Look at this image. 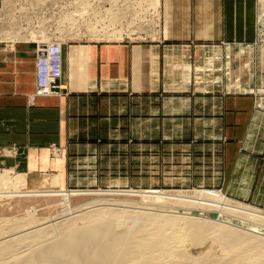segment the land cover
<instances>
[{"label": "crops", "instance_id": "obj_1", "mask_svg": "<svg viewBox=\"0 0 264 264\" xmlns=\"http://www.w3.org/2000/svg\"><path fill=\"white\" fill-rule=\"evenodd\" d=\"M158 3V41L128 40L97 19L82 28L65 10L58 41L67 90L32 102L35 29L24 41H0V148L18 152L7 164L67 191L130 180L135 169L140 177L149 165L176 191L264 197V131L256 132L264 113L235 88L264 78V0Z\"/></svg>", "mask_w": 264, "mask_h": 264}, {"label": "rangeland", "instance_id": "obj_2", "mask_svg": "<svg viewBox=\"0 0 264 264\" xmlns=\"http://www.w3.org/2000/svg\"><path fill=\"white\" fill-rule=\"evenodd\" d=\"M6 1L8 6L10 4L11 7L7 9V6L4 2L6 8L0 10V18L2 20L0 24V41L2 42H8L11 40L24 41L26 38V21L19 22L18 24L13 26L8 25L9 27L6 26L4 19L13 10L12 8L15 9V7H13V3L19 5L17 9L19 13H25L27 11V7L30 6H33L35 9L36 7L40 9L41 7H43V5L49 7L51 12V14L47 17L49 18V21L43 23L42 20V22H39L37 29H35V37L33 36V39L42 42L49 41L50 39H59L60 35L63 34V32H61V29L59 30L62 21L61 18L59 19L58 15H62L65 9L71 8L72 5L70 4L71 0H61V3H59V0ZM117 1L118 0L111 2V7H118L117 5H115ZM139 1H141V4L146 7V9L150 6L151 3V0ZM88 2V0H82V8L86 10V12L88 11ZM156 3L159 8L158 0ZM111 9L112 8H109L107 12L109 17L112 19V15L109 12ZM84 10H82L81 12V17H84L82 16ZM71 12L73 11L68 12V16L71 15ZM85 16H87V14ZM40 19H42V17H40ZM68 20V22L70 23H75L72 17ZM242 58L244 60L240 62V65H236V69L238 68V66L244 68V65L249 62L248 55H245ZM258 66L260 67V65ZM246 70L250 69H245V71ZM259 71L264 72V63L262 67L259 68L258 73ZM255 80L256 84L253 85L241 86L239 84L235 86L236 92H243L255 97L258 101V107L264 113V78H261L258 75V78H256ZM263 124L264 119L262 123L258 124L260 129H256L257 133L264 131ZM5 155H7V152ZM5 155L0 157V175H4L5 172H10L11 177H15L21 174H29L25 171L20 170L18 166L12 167L7 164L6 160L14 159L16 157ZM3 158H5V160H3ZM132 171L134 172V174L130 173V180L116 179L112 181H103L99 187L78 191L60 190V193L62 194L64 199L60 197H25L28 193H32L33 191L59 190V188L47 189L31 187V184L27 185L26 182L23 184L25 186L24 188L22 187V184H16V182L14 181H12V183H5L6 181L4 180V178H0V244H2V242H7L9 243V245H12L14 242L13 240L18 238L21 234V236H26L31 233V230L34 233L36 229L38 231V228L49 227L51 225L49 224V222L53 220V217L54 219H56V221H54V223L56 224L68 225L76 221V226L81 228L84 225H89L87 220H81L88 215V212L89 215L98 212H100L99 214H102V212H111L121 217L122 222L119 224V232L126 231L131 228L132 234L136 238L140 236L143 237L145 233L156 230L157 228H159V226L164 224H169L168 226L172 227V221L177 218L181 220H189V218L199 219L200 221L196 223L203 227L201 231H199L198 226L188 227L189 224L183 221L175 222V226L172 227L171 230L165 229V233L168 236L167 240L171 249V254L173 250L181 251L183 252V255L187 257L185 259H181L178 257L174 258L175 260L180 261L181 264H191L189 258L200 260L205 264H219L222 261L232 259L234 257L233 255L237 254V252L239 251H241L240 254L245 256H255V248H253L250 252H246V245H236L230 243V241H224V239L221 242L217 241V238L220 235L219 231L217 230L220 229V227H218L217 223H220L219 225L231 224L233 226L241 227L243 228V231L247 230V233L250 235H256L259 238L261 236L264 238V197L254 199L250 197L235 198L226 195L222 191L215 190L219 191L221 195L225 197V202L228 203L229 206H237L240 208L242 206H244V208L249 207L254 211L255 214H258L260 216L259 220H252L251 222H249L237 217V215H231V213H228L220 207L219 202H216L217 205H212L211 203H209V200L202 195V191L204 190L176 191L175 188H171L170 186H173V183L171 181L160 179L159 177L161 175H154L161 174L163 172L162 168H159V166L147 165L146 169L144 170V174L140 177L138 176L136 169ZM29 175L41 177L45 176L40 174ZM2 181L5 182L3 183ZM151 186H157L160 190L150 189ZM207 190L213 191L211 189ZM146 191H157L160 194L156 195V197L143 194L146 193ZM69 192H74L73 194H75L76 196L70 197L69 201H67L65 200V198L67 193ZM125 200L126 202H123ZM34 210L36 214L34 213ZM55 215L58 216L56 217ZM81 215L82 217H85L82 218L80 217ZM76 216L80 217V219H76ZM29 219H31L32 222H36V224L34 222L29 223L31 222V220ZM162 219L172 220L170 222L160 221ZM26 221H28L30 226H27L29 224ZM15 225L17 228L14 227ZM18 225L20 227H18ZM25 231L29 233L26 234ZM244 232L246 233V231ZM234 233L236 234V232ZM31 237L32 238L30 240L28 239V242L26 241L27 244L26 242H24L21 243V245H16L17 242H14L15 244H13L12 246L16 245L14 246L15 253L13 255H9L7 253L3 254V256L1 255L0 264L14 263L16 262V260H20V258L28 255L30 251L27 250L31 248L28 247V245L30 244L32 246L35 245V248H40L46 247L48 244L53 243L52 246L53 248H55V253L57 255L62 254L63 248L58 244V240L61 237L59 231L52 232L49 230L40 235L34 234ZM25 244L27 246H25ZM253 245L255 244L253 243ZM256 246L257 245H255V247ZM207 256H211L212 259L207 258ZM164 260L169 261L170 258L165 257Z\"/></svg>", "mask_w": 264, "mask_h": 264}, {"label": "bare ground", "instance_id": "obj_3", "mask_svg": "<svg viewBox=\"0 0 264 264\" xmlns=\"http://www.w3.org/2000/svg\"><path fill=\"white\" fill-rule=\"evenodd\" d=\"M156 2L157 0H151L150 6L149 7L147 6V7L148 8L152 7L157 10L158 5ZM111 8L112 9L109 12L111 13L112 20L114 22L116 21L120 22L122 19L125 18V14L121 13L118 7L114 8V6H112ZM87 12L86 10H84L82 13V16H85ZM71 17L72 15L69 16L70 19ZM93 30L96 31V29H93ZM119 36H123V34ZM3 160H5V158H3ZM10 174H11L10 172H5L4 175H0V178H4V180L6 181V182L2 181L3 183L4 182L12 183V181H14L16 182V184L23 185L26 182L27 185L31 184V187L47 188V189H52V188L58 189L59 188V190H48V191L41 190V191H35V192L33 191L32 193H28L25 197H36V198L60 197L64 199V197L60 193V190L62 189H60L61 183L58 179L50 178L48 176L46 177L45 176L44 177L33 176L29 174H21L15 177L13 176L11 177ZM22 187L25 188L24 185ZM73 193L74 192L67 193L65 200L69 201L70 197L76 196ZM143 194L152 195L156 197V195L160 193L157 191H146V193H143ZM202 195L205 196L206 199L209 200V203H211L212 205H217L216 202H219L220 207L223 208L228 213H231V215H237V217L247 220L249 222H251L252 220L254 221L259 220L260 216L258 214H255L254 211L251 210L249 207L244 208V206H242L240 208L237 206H234V207L229 206L228 203L225 202L226 200L225 197L222 196L219 191L204 190L202 191ZM123 202H126V200ZM87 205H84V206H87ZM34 213H35V210H34ZM99 213L100 212L89 215V212H88L87 213L88 215L86 217L83 216L85 218H83L81 215L80 217L83 218L81 220H84V221L87 220L89 224L87 226L84 225L81 228L76 226V221L68 225L56 224L54 223L56 219H54V217L52 216L53 220L49 222V224L51 225L49 227H44L45 229L42 227L44 230L42 228H38V231H37V229L35 228L36 230L34 233L31 230L32 234L25 231L26 234L29 233L30 235L25 234L26 236L24 235L21 236L22 235L21 234L20 235L21 237L19 236L18 238L13 240L14 242H17L16 245H21V243H24L26 241L28 242V239L30 240L32 238L31 236L34 234L40 235L49 230L52 232L59 231L61 234V237L58 240V244L63 248L62 254L57 255L55 253L54 251L55 248H53L52 246L53 243L48 244L46 247H40V248H35L34 247L35 245L32 246L30 244L28 245V247H31V248L27 250V251H30L28 255L24 256L23 258H20V260L19 259L16 260V262L14 263H9V264H181L180 261L175 260L174 258L178 257L181 259H185L187 257L183 255V252L181 251L173 250L171 254V249L169 247V243L167 240L168 236L165 233V229L171 230V228L175 226V222H181V221L188 223L189 224L188 227L198 226L199 231L203 229L201 225H198L196 223L200 221L197 218L195 219L189 218V220H181L177 218L172 221L173 222L172 227L168 226L169 224H164V225L159 226V228H157L156 230L145 233L143 237L140 236L136 238L135 236H133L131 228L126 231L119 232V228H120L119 224L122 222L120 216L115 215L111 212H104V213L102 212V214H99ZM55 216L57 217L58 215H55ZM80 217H77L76 219L79 220ZM171 220L172 219H167V220L162 219L160 221L170 222ZM26 222L28 223V221ZM33 222L31 220V222L29 223H33ZM34 223L36 224V222ZM217 224H218V227H220V229H217L220 233L219 237L217 238V241L221 242L224 239V241H230V243H233L236 245H246L245 246L247 247L246 252H250L253 248L256 249V254L253 257L242 255L240 254L241 251H239L237 252V254L233 255L234 257L232 259L227 260V261H222L219 264H264V238L263 237L260 236L259 238L256 235H250L247 233V230H244L246 231L245 233L242 230L243 228L233 226L231 224H222V225H219L220 223H217ZM27 226H30V224ZM14 227H16V225ZM18 227L20 226L18 225ZM10 228H13V227H10ZM234 232H236V234ZM241 234H246V235H241ZM14 242L13 244H15ZM252 242L257 246L255 247V245H253ZM26 244L25 246H27ZM12 245H9V243L7 242L5 243L2 242V244H0V256L1 255L3 256V254H6V253L9 255L10 254L13 255L15 253L14 246L16 245L14 246ZM165 257L170 258V260L165 261L164 260ZM207 258L212 259L211 256H207ZM189 260L191 261L190 262L191 264H205L197 259L189 258Z\"/></svg>", "mask_w": 264, "mask_h": 264}, {"label": "built area", "instance_id": "obj_4", "mask_svg": "<svg viewBox=\"0 0 264 264\" xmlns=\"http://www.w3.org/2000/svg\"><path fill=\"white\" fill-rule=\"evenodd\" d=\"M88 13L87 16L81 17V12L84 10L82 8V0H71V8H69L72 15V18L76 25L82 28H89L92 23L95 24L97 19V25L109 24V30H120L124 37L128 40L133 41H158L159 32L161 27V17L159 9L147 8L141 4L139 0H118L116 5L120 9L121 13L125 14V18L120 22H114L108 15L107 10L111 8V2L114 0H88ZM62 1L59 0V3ZM66 2V1H64ZM5 5L7 9V1L5 0ZM2 9H5L6 6ZM18 6L16 3H13V10L5 17L6 26L16 25L19 22L26 21L25 30L37 29L38 23L47 22V18L51 12L49 7L43 5L40 9L33 6L27 7L25 13H19L17 11ZM17 7V8H16ZM67 10V9H65ZM64 11V10H63ZM59 19L63 16L58 15ZM61 16V17H60ZM42 17V19H40ZM45 17V18H44ZM19 18V19H18ZM103 21L101 22V20ZM107 23H106V21ZM0 18V24H1ZM25 25V23H24ZM9 27V26H8ZM129 36V37H127ZM37 57H36V92L31 96L30 101H34L36 97H52L56 95L63 94L67 87L61 84L63 77V48L62 43L58 40L50 39L46 42L37 43ZM18 156V152L15 149L11 148H0V157L4 156ZM53 156L60 158L62 153L54 149Z\"/></svg>", "mask_w": 264, "mask_h": 264}]
</instances>
